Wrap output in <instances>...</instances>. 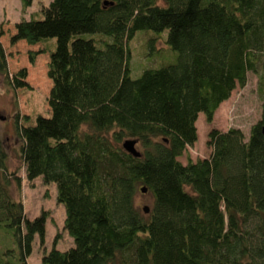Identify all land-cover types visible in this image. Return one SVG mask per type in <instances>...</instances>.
<instances>
[{"label":"trees","instance_id":"trees-1","mask_svg":"<svg viewBox=\"0 0 264 264\" xmlns=\"http://www.w3.org/2000/svg\"><path fill=\"white\" fill-rule=\"evenodd\" d=\"M39 10L9 36L42 44L50 82L49 114L15 117L18 155L25 178L55 183L74 243L53 245L41 264H264V101L247 136L213 127L208 156L178 159L197 140L199 113L210 123L247 72L264 68V0H51ZM140 29L165 31L177 60L133 78L128 41ZM0 75L12 90L31 87L25 67L9 71L1 41ZM127 138L139 156L123 149ZM12 182L21 179L0 137V264H27L48 211L28 219Z\"/></svg>","mask_w":264,"mask_h":264},{"label":"rangeland","instance_id":"rangeland-1","mask_svg":"<svg viewBox=\"0 0 264 264\" xmlns=\"http://www.w3.org/2000/svg\"><path fill=\"white\" fill-rule=\"evenodd\" d=\"M50 1L32 0L31 4L23 9L19 0H0V30H2L0 41L7 53L9 71L13 72L20 67H25L26 79L31 85L30 88L12 90L0 75V137L7 151L8 170L15 171L21 179L20 186L12 182L10 193L14 199L22 202L24 214L28 219L38 216L42 210L48 211L44 223L43 244L40 243L36 234L32 241L31 252L27 256V264H41L42 254L53 245L60 250H65L74 244L72 237L63 226L65 210L63 204L56 199L55 183L44 182L41 175L32 180L25 178L18 155L20 138L15 127L16 115L19 117L28 115L33 119L36 114H49L46 97L50 82L46 75V54L37 51L41 49L42 44H28L24 40L10 44L9 36L14 32L16 21L22 17H41L39 10L41 5H47ZM158 34L166 38L165 31L157 33L150 29H140L128 41L131 51V77L139 76L145 68H157L176 62L177 52L158 37ZM94 39L99 40L98 37ZM46 41L43 43L52 50L55 46V38H48ZM31 52H35L32 63L29 60ZM262 61H264V55ZM263 73L264 68L261 66H258L257 73L248 71L246 84L237 85L231 91L229 98L221 102L215 110L210 123H207L203 114L199 113L195 122L197 140L178 158L182 163H185L187 158L195 160L209 155L210 148L206 144V137L210 128L226 130L229 127H238L247 136L250 126L260 117L264 92L259 90V75ZM136 147L141 148L140 145ZM135 203L140 207L147 206L150 204V197L139 192L135 197ZM7 233L9 230L1 226L0 250H4L9 245Z\"/></svg>","mask_w":264,"mask_h":264},{"label":"water","instance_id":"water-1","mask_svg":"<svg viewBox=\"0 0 264 264\" xmlns=\"http://www.w3.org/2000/svg\"><path fill=\"white\" fill-rule=\"evenodd\" d=\"M264 131V130H263ZM136 145V140L132 139V138H127L125 140H123L122 142V147L125 151L131 153L133 156H139L140 152L136 149L135 147ZM141 191H145L144 188H141ZM143 211L147 212L148 211V207L147 206H143Z\"/></svg>","mask_w":264,"mask_h":264}]
</instances>
